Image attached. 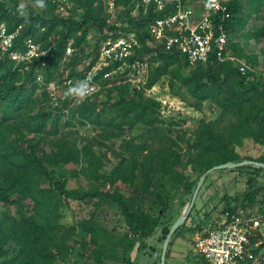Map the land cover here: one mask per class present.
I'll return each instance as SVG.
<instances>
[{"label": "trees", "instance_id": "obj_1", "mask_svg": "<svg viewBox=\"0 0 264 264\" xmlns=\"http://www.w3.org/2000/svg\"><path fill=\"white\" fill-rule=\"evenodd\" d=\"M21 1L0 2V25L10 32L19 30L10 51L25 52L31 41L39 55L17 63L0 48V206L8 210L0 213V264H137L130 252L163 224L168 184L193 194L200 176L214 166L244 160L264 163V154L254 159L239 153L246 140L264 147L263 74L242 75L232 62H220L213 55L191 66L179 52L166 50L149 30L170 11L145 10L139 0H117L124 18L120 27L103 0H72L68 16L49 0L44 10L33 1L28 6ZM222 3L230 15L224 26L231 52L256 65L257 56L247 54L235 35L250 18L264 14V0ZM129 34L139 43L131 61L150 65L147 89L168 77L186 89L198 109L208 102L217 115L199 120L188 132L184 121L164 118L158 101L136 87L130 92L127 85L108 89L103 100L98 92L79 105L71 96L61 107L51 104V84L60 88L66 80L82 83L98 64L101 42ZM258 35L264 37V24ZM115 69L104 68L95 81L105 85L103 79ZM127 74L119 75L120 82L129 79ZM81 129L93 135L84 138ZM111 157L116 163L106 170ZM189 167L199 173L196 180L186 174ZM247 167L253 166L234 170ZM68 175L94 185L89 191L69 189ZM260 193L247 195L248 209L259 204ZM71 202L92 206V212L65 227L62 220ZM242 205L229 199L221 216L239 208L251 215ZM111 210L124 219V233L108 226L105 215ZM169 230L163 228V241ZM262 239L258 233L251 237L254 260L248 264L259 255L256 246Z\"/></svg>", "mask_w": 264, "mask_h": 264}, {"label": "rangeland", "instance_id": "obj_2", "mask_svg": "<svg viewBox=\"0 0 264 264\" xmlns=\"http://www.w3.org/2000/svg\"><path fill=\"white\" fill-rule=\"evenodd\" d=\"M34 2V6L38 5V10H44L50 7L47 0H22V6H28L30 2ZM205 0H191V4L198 6L199 3ZM227 1V0H222ZM122 8H118L115 13L111 14V19L121 27L123 24L120 12ZM76 11V10H75ZM68 16V14H64ZM264 24V14H260L258 18L252 17L248 20L245 27L240 28L235 35L236 41L244 47L247 54L257 56L258 63L256 65H248L256 68V73H262L264 76V37L258 35L261 27ZM126 26V25H125ZM94 34V33H93ZM105 42H101V47ZM100 47V49H101ZM100 52V50H99ZM72 54V53H71ZM70 55V54H69ZM147 66L144 72L141 73L139 78L129 76V79L125 82H120L119 73H111L105 76L103 79L105 85L98 82L99 97L103 100L108 94V89L113 88L115 85H127L128 90L131 92L134 87L143 91L145 97L155 99L161 104L162 116L166 119L181 120L184 121L183 129L190 132L198 121L204 118H214L218 110L211 104L204 103L201 105V109H198L196 100L192 98L185 88H183L178 82L169 79L168 77H162L156 85L151 89H147V84L150 79V65ZM85 66H81L83 69ZM98 70L97 74L102 71ZM78 84L77 82H75ZM59 88V87H58ZM59 89H62L60 87ZM102 92V93H101ZM94 94V95H95ZM93 95V96H94ZM77 105L82 102H77V98H74ZM84 133V138L92 136L91 131H84L81 129V133ZM80 142V141H79ZM239 153L242 158L252 157L254 159L264 154V147L256 144L253 140H246L242 147L239 148ZM116 160L111 157L109 162H106V170H111ZM70 169L77 168L76 166H69ZM191 180H196L199 173L192 167H189L186 173ZM203 175V174H202ZM201 175V176H202ZM68 188L69 189H82L89 191L94 183L89 182L83 177H73L68 175ZM200 176V177H201ZM249 179L252 180L251 183ZM196 188V187H195ZM264 171L252 168H245L243 171L224 170L217 171L207 177L204 185L198 195L195 206L192 208L186 226L171 239L172 251L175 254L170 264H202V258L195 251V241L197 238L208 232L210 229L216 227L221 222V212L225 209L226 201L229 199L237 204L243 206L246 204L247 195L250 192L259 190L261 193L258 197V203L256 207H246L252 216L264 215ZM167 190L170 192L169 197V209L166 212L165 217L161 220L163 224L161 227L150 237L143 239V242L137 241L136 245L130 252V256L137 264H159V259L164 244L163 237L164 227L171 228L178 218L185 214L188 206L190 205L193 194H183L182 191L177 188H173L170 184L167 185ZM168 192V193H169ZM194 192V191H193ZM262 210H258L261 208ZM252 209V210H251ZM8 211L4 207L0 206V213ZM92 212V206L82 205L77 202H71L69 208H66L65 217L62 220V224L65 227H70L76 220L90 216ZM106 216V222L110 228H116L119 233L127 231V227L124 223L122 216L115 210L108 212ZM256 233L261 234L264 238V226L260 228V231ZM255 233V236H256ZM81 236H87L85 233ZM260 246L259 255L253 264H262L259 258L264 260V239L258 242L256 248ZM60 264V263H59ZM72 264V262L68 263ZM115 264V263H108Z\"/></svg>", "mask_w": 264, "mask_h": 264}, {"label": "built area", "instance_id": "obj_3", "mask_svg": "<svg viewBox=\"0 0 264 264\" xmlns=\"http://www.w3.org/2000/svg\"><path fill=\"white\" fill-rule=\"evenodd\" d=\"M49 1L63 14H69L73 7L72 0ZM103 1L109 13L117 11V0ZM139 6H143L145 10L154 7L158 12H171L150 26V36L156 43L165 46L166 50L174 49L179 52L189 65L206 63L213 55L220 62H232L242 75L256 73L255 67L248 65L245 60L237 58L231 52L230 37L224 26L230 15L227 6L221 0L204 1L198 6L191 4V0H139ZM18 36L19 30L10 32L5 24H1L2 52L9 53L11 59L17 63L28 62L37 57L39 48L31 41H28V49L25 52L10 51ZM138 47L135 34L108 40L100 49L98 64L85 75L82 83L76 85L73 80H66L62 86L63 90L54 84L49 86L51 104L54 107H61L68 98L65 93L70 87L85 86L89 90L94 89L87 98L92 97L99 89L98 82L95 81L98 70L112 65H116L112 73L125 74L128 71V76L139 78L147 64L139 60L131 61ZM72 52L71 48L67 50V54ZM221 217V222L216 227L197 238L196 253L205 264H248L254 260V249L250 239L264 226V216L255 217L239 208L235 213H226Z\"/></svg>", "mask_w": 264, "mask_h": 264}, {"label": "water", "instance_id": "obj_4", "mask_svg": "<svg viewBox=\"0 0 264 264\" xmlns=\"http://www.w3.org/2000/svg\"><path fill=\"white\" fill-rule=\"evenodd\" d=\"M246 166H253L256 168H260L264 170V163L257 162V161H250V160H244L242 162H228L225 164L217 165L212 167L211 169L207 170L198 180L196 188L193 192L190 205L187 208V211L185 214L181 215L178 220L173 224V226L170 228L169 233L166 236V239L164 241L162 252L160 256V264H167V253L169 249V245L171 243V239L176 233V231L181 228L187 221L188 216L194 207L196 200L198 198V195L204 185L205 180L207 177L217 171H224V170H234V169H240Z\"/></svg>", "mask_w": 264, "mask_h": 264}, {"label": "clouds", "instance_id": "obj_5", "mask_svg": "<svg viewBox=\"0 0 264 264\" xmlns=\"http://www.w3.org/2000/svg\"><path fill=\"white\" fill-rule=\"evenodd\" d=\"M21 15H24L23 9L21 8ZM89 90L87 87L85 86H81V87H70L68 88L67 92L65 93L66 97L69 96H73V97H78L79 99L77 100V102H83L84 99H86L91 92L93 91Z\"/></svg>", "mask_w": 264, "mask_h": 264}, {"label": "crops", "instance_id": "obj_6", "mask_svg": "<svg viewBox=\"0 0 264 264\" xmlns=\"http://www.w3.org/2000/svg\"><path fill=\"white\" fill-rule=\"evenodd\" d=\"M174 256H175V254L173 253L172 247H171L170 248V256H169V258L167 260V264H170L171 260L173 259L172 257H174Z\"/></svg>", "mask_w": 264, "mask_h": 264}]
</instances>
